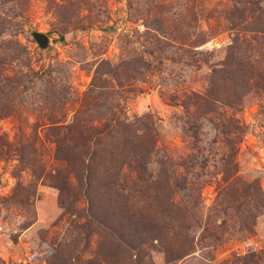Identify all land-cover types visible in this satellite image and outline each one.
Returning <instances> with one entry per match:
<instances>
[{"label":"rangeland","instance_id":"1","mask_svg":"<svg viewBox=\"0 0 264 264\" xmlns=\"http://www.w3.org/2000/svg\"><path fill=\"white\" fill-rule=\"evenodd\" d=\"M0 12V264H264V0Z\"/></svg>","mask_w":264,"mask_h":264},{"label":"trees","instance_id":"2","mask_svg":"<svg viewBox=\"0 0 264 264\" xmlns=\"http://www.w3.org/2000/svg\"><path fill=\"white\" fill-rule=\"evenodd\" d=\"M14 17L11 19H8L6 15L2 16L0 12V31H3L5 29V26L8 23L14 22ZM5 32V31H4ZM231 74L235 75V70L231 71ZM0 80L4 82V90H0V95L3 96V101L0 104V112H3L5 109L11 107L14 102V98L16 96V87L19 85V78L15 77H5L2 73V70L0 69ZM22 82V81H20ZM1 87V86H0ZM6 107V108H5ZM4 108V109H3ZM117 127V125L109 124L107 127V133L106 135H110V133ZM92 138V136H91ZM129 137H123L122 144H123V151L127 149V146L131 143L129 141ZM80 151V150H79ZM78 151V152H79ZM77 152V153H78ZM80 155L78 158H75V160H79L81 162L89 161V163H86L87 165H91L92 163L95 164L96 162V154L94 151L90 148H85L80 151ZM115 153H112L111 156H114ZM81 157V158H80ZM86 159L85 161H83ZM227 181V180H226ZM219 198L222 202L225 204H233L231 202H234L235 200L239 198H246L250 199L253 198L255 200H262L263 196L257 191L254 184H246L243 183L240 179H237L236 182H233L230 185L223 186L219 190ZM195 200H198L200 198H193ZM125 205L128 204V200L124 202Z\"/></svg>","mask_w":264,"mask_h":264},{"label":"water","instance_id":"3","mask_svg":"<svg viewBox=\"0 0 264 264\" xmlns=\"http://www.w3.org/2000/svg\"><path fill=\"white\" fill-rule=\"evenodd\" d=\"M32 35L41 48H46L50 44V39L45 33L34 31Z\"/></svg>","mask_w":264,"mask_h":264}]
</instances>
